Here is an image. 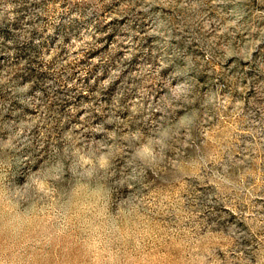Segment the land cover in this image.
Masks as SVG:
<instances>
[{
	"label": "rangeland",
	"instance_id": "obj_1",
	"mask_svg": "<svg viewBox=\"0 0 264 264\" xmlns=\"http://www.w3.org/2000/svg\"><path fill=\"white\" fill-rule=\"evenodd\" d=\"M0 264H264V0H0Z\"/></svg>",
	"mask_w": 264,
	"mask_h": 264
}]
</instances>
